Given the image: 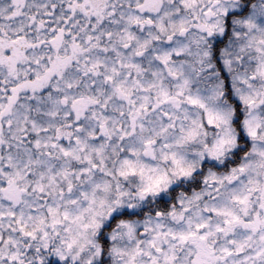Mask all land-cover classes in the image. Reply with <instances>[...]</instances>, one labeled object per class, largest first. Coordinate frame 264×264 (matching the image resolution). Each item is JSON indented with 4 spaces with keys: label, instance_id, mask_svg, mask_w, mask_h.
<instances>
[{
    "label": "snow or ice",
    "instance_id": "snow-or-ice-1",
    "mask_svg": "<svg viewBox=\"0 0 264 264\" xmlns=\"http://www.w3.org/2000/svg\"><path fill=\"white\" fill-rule=\"evenodd\" d=\"M0 264H264V0H0Z\"/></svg>",
    "mask_w": 264,
    "mask_h": 264
}]
</instances>
